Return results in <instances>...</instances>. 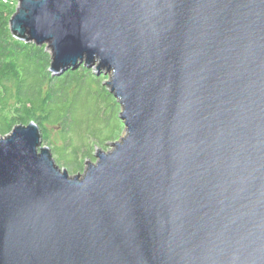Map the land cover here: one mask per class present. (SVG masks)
<instances>
[{"label": "water", "instance_id": "water-1", "mask_svg": "<svg viewBox=\"0 0 264 264\" xmlns=\"http://www.w3.org/2000/svg\"><path fill=\"white\" fill-rule=\"evenodd\" d=\"M17 1L125 135L75 175L37 122L0 137V264H264V0Z\"/></svg>", "mask_w": 264, "mask_h": 264}, {"label": "trees", "instance_id": "trees-1", "mask_svg": "<svg viewBox=\"0 0 264 264\" xmlns=\"http://www.w3.org/2000/svg\"><path fill=\"white\" fill-rule=\"evenodd\" d=\"M15 3L0 0V137L35 121L57 163L71 174L80 172L93 157V144L105 145L123 132L121 106L103 84L108 77L85 65L52 76L46 46L14 37ZM49 126L58 130L60 144L54 145Z\"/></svg>", "mask_w": 264, "mask_h": 264}, {"label": "rangeland", "instance_id": "rangeland-1", "mask_svg": "<svg viewBox=\"0 0 264 264\" xmlns=\"http://www.w3.org/2000/svg\"><path fill=\"white\" fill-rule=\"evenodd\" d=\"M18 1L16 0V3H15V12H16V10H17V7H18ZM45 46H46V50L47 51H49L48 50V48H47V45L45 44ZM50 52V51H49ZM90 69H93V68H90ZM93 71H94V73H96L97 74V72L93 69ZM98 75V74H97ZM101 75H106V74H104V73H102ZM100 76V75H99ZM108 78L107 79H104L103 80V84L105 85V87L107 88V85H106V82L109 80V76L108 75H106ZM111 92V91H110ZM111 94H112V97L113 98H115V100L117 101V97L111 92ZM117 103H118V101H117ZM120 111H121V107H120ZM120 117V116H119ZM121 119V118H120ZM121 121L123 122V120L121 119ZM123 124H124V122H123ZM125 125V124H124ZM49 128H51V130H52V138H53V141H54V145H56V144H60V140H59V132H58V130L55 128V127H50L49 126ZM125 135V128H124V130H123V132L121 133V135L117 138V139H114V140H109V141H107L106 142V144L105 145H102V144H93V143H95V142H93L92 144V146L89 148L90 149V151H93V157H88L87 159H86V161H85V167H84V170H85V168H86V166H87V164H86V162L88 161V162H90V161H93V162H96V160H97V158L95 157V153L96 152H98V150L99 149H104V150H107V149H110L111 147L109 146V144L110 143H112V142H114V141H116V140H119L122 136H124ZM55 141H57V142H55ZM48 145V144H47ZM61 166V165H60ZM84 170H81L80 172H76V173H73V175H75V174H78V173H83L84 172Z\"/></svg>", "mask_w": 264, "mask_h": 264}]
</instances>
